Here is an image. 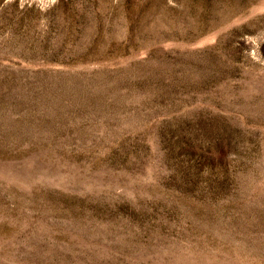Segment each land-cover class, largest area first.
I'll return each mask as SVG.
<instances>
[{
	"label": "rangeland",
	"instance_id": "rangeland-1",
	"mask_svg": "<svg viewBox=\"0 0 264 264\" xmlns=\"http://www.w3.org/2000/svg\"><path fill=\"white\" fill-rule=\"evenodd\" d=\"M0 264H264V0H0Z\"/></svg>",
	"mask_w": 264,
	"mask_h": 264
}]
</instances>
